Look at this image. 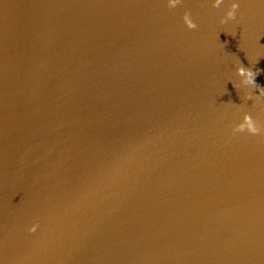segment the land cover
Masks as SVG:
<instances>
[{"label":"water","instance_id":"95a60500","mask_svg":"<svg viewBox=\"0 0 264 264\" xmlns=\"http://www.w3.org/2000/svg\"><path fill=\"white\" fill-rule=\"evenodd\" d=\"M239 3L0 0L4 264H264V132L232 131L264 126L236 74L264 88V2Z\"/></svg>","mask_w":264,"mask_h":264},{"label":"clouds","instance_id":"9594fccd","mask_svg":"<svg viewBox=\"0 0 264 264\" xmlns=\"http://www.w3.org/2000/svg\"><path fill=\"white\" fill-rule=\"evenodd\" d=\"M264 2V0H262ZM182 3V0H167V6L169 9H175ZM212 8L215 9H226L224 11L223 18L221 19L222 24H226L231 20H235L237 16V12L240 8L239 0H231L230 3H227V0H210ZM184 24L188 29H196L197 24L191 17V14L185 12L183 16ZM236 74L240 78V85L246 89H258L259 95L257 97H264V88H261L259 84L256 83L257 72H253L250 68H245L242 64H240L236 68ZM246 99L251 100L253 98V93L248 92L246 94ZM233 134L248 132L253 135L260 134L264 132V126L258 124L256 120H254L251 114L245 113L243 115V119L240 123L235 125L233 128ZM38 224H33L28 231L31 233H35L38 229ZM0 264H4L2 260H0Z\"/></svg>","mask_w":264,"mask_h":264}]
</instances>
